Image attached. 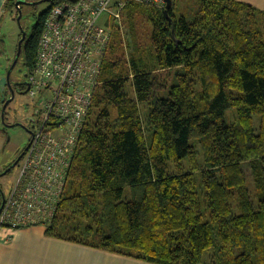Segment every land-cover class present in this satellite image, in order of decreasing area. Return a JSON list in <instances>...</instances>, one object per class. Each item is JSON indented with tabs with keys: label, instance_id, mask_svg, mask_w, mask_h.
Instances as JSON below:
<instances>
[{
	"label": "trees",
	"instance_id": "obj_1",
	"mask_svg": "<svg viewBox=\"0 0 264 264\" xmlns=\"http://www.w3.org/2000/svg\"><path fill=\"white\" fill-rule=\"evenodd\" d=\"M51 1L25 43L29 70ZM175 4L126 5L129 58L112 27L47 234L151 264H264V11L195 0L190 19Z\"/></svg>",
	"mask_w": 264,
	"mask_h": 264
},
{
	"label": "built area",
	"instance_id": "obj_2",
	"mask_svg": "<svg viewBox=\"0 0 264 264\" xmlns=\"http://www.w3.org/2000/svg\"><path fill=\"white\" fill-rule=\"evenodd\" d=\"M130 2L162 9L167 3L58 0L49 9L28 77L29 93L41 95L36 103L41 120L33 128L10 193L0 201V229L53 224L113 38L112 27L100 24L99 18L108 11L121 22Z\"/></svg>",
	"mask_w": 264,
	"mask_h": 264
},
{
	"label": "rangeland",
	"instance_id": "obj_3",
	"mask_svg": "<svg viewBox=\"0 0 264 264\" xmlns=\"http://www.w3.org/2000/svg\"><path fill=\"white\" fill-rule=\"evenodd\" d=\"M25 4L21 5L22 17L18 20L19 8L15 5L8 18L2 23L1 40H0V201L2 199V191L10 193L11 187L16 180V176L20 169V163L11 168L6 174L9 167H12L14 162L20 157L29 145L33 128L39 126L41 118L39 115L34 114L36 103L41 95L32 96L27 91L21 89L20 84H24L28 80V67L25 61V49L18 55V45L23 32H27V37L31 35L37 21L44 11L52 5L51 0H27ZM195 0H176L175 11L176 14H187L192 18V13L196 8L194 7ZM36 3V4H34ZM150 6V5H148ZM154 6V5H153ZM151 6V7H153ZM158 8L157 6H154ZM162 9V8H160ZM140 33L141 41L148 42L150 34V22L147 18L140 17ZM99 23L103 26L119 27L120 34H122V41L125 47L126 57L132 53L134 49L132 33L130 32L129 25L125 18L119 23L107 11L104 12L100 18ZM25 47V46H24ZM14 99L7 105L5 117L3 120V106L6 100L13 96ZM34 121H32V119ZM257 126L260 121L255 119ZM21 162V161H20ZM244 168L248 175L251 174L249 163L244 164ZM1 204V202H0ZM79 225L78 222L73 224ZM74 242V241H73ZM77 243V242H75ZM80 244V243H78ZM82 245V244H81ZM86 245V244H83ZM88 246V245H87ZM91 247V246H90ZM98 248V247H95ZM100 249V248H99ZM103 250V249H102ZM105 251V250H104ZM113 253V252H112ZM116 254V253H114ZM119 254V253H117ZM214 254V251H211Z\"/></svg>",
	"mask_w": 264,
	"mask_h": 264
},
{
	"label": "crops",
	"instance_id": "obj_4",
	"mask_svg": "<svg viewBox=\"0 0 264 264\" xmlns=\"http://www.w3.org/2000/svg\"><path fill=\"white\" fill-rule=\"evenodd\" d=\"M237 1L247 2L264 11V0ZM12 11H8L7 0H0V38L2 23ZM47 229L48 226L44 225L0 229V264H151L142 259L52 237L47 234Z\"/></svg>",
	"mask_w": 264,
	"mask_h": 264
},
{
	"label": "water",
	"instance_id": "obj_5",
	"mask_svg": "<svg viewBox=\"0 0 264 264\" xmlns=\"http://www.w3.org/2000/svg\"><path fill=\"white\" fill-rule=\"evenodd\" d=\"M46 1H48V0H46ZM25 2H28L27 0H17L16 1V6L19 8V11H18V20L20 21V19H21V17H22V10H21V5L22 4H25ZM166 9H165V12H166V14L168 15V13H169V10L171 9V7L173 6V3H174V0H166ZM34 4H36V3H34ZM171 19V18H170ZM26 36H27V32H23V34H22V36H21V40H20V43H19V45H18V55H20V53H21V51H22V45H23V43H24V41L26 40ZM9 84H10V81H9ZM11 85V84H10ZM11 89H12V91H13V97L12 98H10L9 100H6V102H5V104H4V106H3V114H2V117H3V120H4V117H5V113H6V107H7V105L9 104V102H11L12 101V99H14V90H13V87H12V85H11ZM36 113L37 114H39V109L36 111ZM32 119V118H31ZM32 121H34L33 119H32ZM32 133H33V131H31ZM26 150V149H25ZM25 150L23 151V152H21V155H20V157L14 162V164L12 165V167H9L8 168V170L7 171H5V172H3L2 174H6L7 172H9V170H11V168H13L14 166H16L19 162H20V159L23 157V155H24V152H25ZM1 175V174H0ZM4 191H2V194H3V196L2 197H4ZM1 208L2 207H0V210H1Z\"/></svg>",
	"mask_w": 264,
	"mask_h": 264
},
{
	"label": "flooded vegetation",
	"instance_id": "obj_6",
	"mask_svg": "<svg viewBox=\"0 0 264 264\" xmlns=\"http://www.w3.org/2000/svg\"><path fill=\"white\" fill-rule=\"evenodd\" d=\"M27 36H26V40H27ZM26 40L24 41V43H23V45H22V51H21V53L23 52V50H24V46H25V43H26ZM21 53H20V55H21ZM28 72H29V69H28ZM29 74H30V72H29ZM29 74H28V77H29ZM20 86H21V89L22 90H24V91H27L28 93H29V87H30V84H29V80H27L24 84H20ZM35 107V109H34V114H35V116L36 115H38L37 113H36V111L38 110V107H36V106H34Z\"/></svg>",
	"mask_w": 264,
	"mask_h": 264
}]
</instances>
